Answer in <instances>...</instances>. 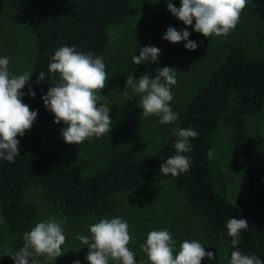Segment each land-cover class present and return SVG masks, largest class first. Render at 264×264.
<instances>
[{
  "label": "trees",
  "instance_id": "obj_1",
  "mask_svg": "<svg viewBox=\"0 0 264 264\" xmlns=\"http://www.w3.org/2000/svg\"><path fill=\"white\" fill-rule=\"evenodd\" d=\"M167 2L170 0H0L1 14L5 12L21 22L28 39L23 73L33 76L22 89V100L37 112V118L51 113L42 96L59 82V74L50 73L48 65L55 51L63 46L103 57L104 63L117 66L115 75H144L149 70L154 79L158 68L166 66L178 72L170 102L178 119L160 124V117L150 115L145 118L148 124L126 135V141L104 138L98 148V163L91 171H85L80 161L69 162L44 151L36 133L18 137L20 156L15 162L0 160V243L6 236L11 247L9 253H0V264H15L10 256L23 247V235L36 219L38 204L69 223L123 218L132 236L128 247L135 253L136 264H148L141 245L153 226L166 228V218L157 220L155 205L134 201L157 181L173 186L180 210L185 212L184 218L179 216L169 226L177 252L184 240H198L206 252L214 253V259L205 257L201 264H218L217 254L207 243L221 242L226 249V264L237 248L246 255L254 254L264 264V143L255 144L247 133V125L259 120L264 141V0H254L245 8L233 37L208 38L200 44L203 38L194 31L193 21L186 30L189 40L199 45L195 51L186 50V41L172 44L163 40L157 29L154 34L151 31L142 46L151 44L161 50L157 62L132 64L122 49L132 47L135 54L132 42L123 47L118 44L122 48L109 53L114 26L125 24L141 10L155 13L167 9ZM171 2L180 7V0ZM172 19L178 31L185 30L183 22L174 16ZM127 36L133 38V34ZM40 72L45 77L37 84ZM30 88L35 98L29 97ZM221 121L229 128L232 150L244 157L250 155L243 181L244 206L231 203L213 184L208 151L213 149L211 134ZM189 127L198 132L196 138L190 139L192 150L181 153L191 157L190 170L178 177L161 174V164L177 154L173 130ZM229 218L246 219L249 224L246 231H241L240 243L235 247L227 234Z\"/></svg>",
  "mask_w": 264,
  "mask_h": 264
},
{
  "label": "clouds",
  "instance_id": "obj_2",
  "mask_svg": "<svg viewBox=\"0 0 264 264\" xmlns=\"http://www.w3.org/2000/svg\"><path fill=\"white\" fill-rule=\"evenodd\" d=\"M249 0H180L177 8L167 2V10L186 26L177 31L169 27L163 40L172 44L186 41L185 48L195 51L198 43L189 40L187 26L195 21L194 31L208 39L211 36L227 37L240 23L243 10ZM203 41L200 42L202 44ZM161 50L148 45L139 50V56L132 57V64L145 62L155 63ZM9 58H0V160L15 162L20 156V141L26 131L30 130L37 118V112L25 104L22 89L33 76L29 72L13 75L9 72ZM49 72L59 74V82L50 87L42 96L45 108L54 117V123H64L61 130L65 143L82 144L93 137L101 138L112 130V120L107 106V99L101 91L107 87L108 75L103 57L92 52H77L74 47L63 46L55 51L48 65ZM177 71L173 68H158L153 79L151 74H144L138 80L133 73H128L126 89L131 87L140 98L138 107L143 109V117L150 115L160 117V124H171L178 119V114L170 107L173 99L171 87L177 83ZM37 84L44 81L45 73L40 72ZM30 98H35V91L29 89ZM177 137L173 145L176 155L165 160L160 166V173L178 177L190 170L191 157L182 155L192 150L190 139L198 136L191 127L174 129ZM212 151H208L211 158ZM65 220L55 217L41 221L23 235V247L10 257L15 264H40L39 257L52 261L64 255L62 246L66 243V235L62 224ZM249 228L246 219L229 218L226 221L227 234L232 238L235 247L240 243L241 231ZM90 238L77 235L76 239L89 249L86 260L88 264H136L135 253L128 245L132 241L129 226L121 217L101 219L89 228ZM176 241L167 229L152 230L147 234L141 249L147 255L148 264H201L207 257L214 259V253L205 251L198 240H184L176 251ZM74 264H80L79 260ZM229 264H262L253 255H246L238 248L231 252Z\"/></svg>",
  "mask_w": 264,
  "mask_h": 264
},
{
  "label": "rangeland",
  "instance_id": "obj_3",
  "mask_svg": "<svg viewBox=\"0 0 264 264\" xmlns=\"http://www.w3.org/2000/svg\"><path fill=\"white\" fill-rule=\"evenodd\" d=\"M253 1L249 0L246 7L253 4ZM257 1L259 2V0ZM137 3L140 4V1H137ZM244 11L245 9L242 14H244ZM5 14V12H3V14L0 12V58H9L10 63L8 70L11 74L18 76L23 73L26 67L28 55L25 51V46L28 44V39L22 23L16 18H11L8 14ZM172 16L173 15L165 7L155 11V13L141 10L136 17H133L125 24L114 26L111 29L110 45L112 47L109 49V53L114 50H120L118 48H122L123 45L128 43L131 44L132 42L136 47L135 54L132 47L122 48L125 54L127 52L132 60L134 55H138L146 39L148 40V38H150L151 31H153L154 34L158 29L159 31L157 32L162 36L166 34L169 27H173L178 31L175 24H172ZM148 26L149 28H147ZM236 31L237 29L232 31L228 36H235L237 34ZM128 34H133V38L131 39L127 36ZM199 35L203 38L201 41L206 39L201 34ZM214 37L216 36H211L209 38L212 39ZM118 44H121L122 47ZM105 65L109 80L107 87L101 91V95L105 96L107 99V106L110 108L109 116L113 122L112 130L109 135L105 134L101 138L93 137L89 140H85L79 145H69L64 142L61 134V130L66 126L63 122L59 125L54 123L55 117L52 113L36 118L32 128L26 131L27 134L36 133L41 137L44 151L57 155L69 162L80 161L85 171H91L96 167L100 157V150H98V148L104 141V138L121 143L128 139L126 135H130L132 131H138L140 126L148 124V120L145 119L146 117L142 116L143 109L138 107V94L134 92L131 87L127 88L126 92H124L127 82L126 73L122 72L120 75H115L113 70H115L117 66L106 64V62ZM146 73H149V70H147ZM141 76H143V74L137 73L133 75V78L138 80ZM262 129L263 125L261 122L259 123V120H252L251 123L247 125V133L255 139L254 142L257 145L264 143V141L261 140ZM229 136V128L222 121L211 134V141L213 144V155L211 157V171L214 177L213 184L216 191L225 196L231 203L244 206L246 195L243 181L245 172L249 166L247 162L250 161V155H248L249 157H244L234 152L229 145ZM177 194V191L170 183L166 181H157L153 184L149 192L138 197L134 202L136 204H142V202H144L148 204L149 207L155 205L154 212L159 215L157 220L164 221L166 218L165 229L172 234L173 232L169 228L170 223H172V225L175 224L179 216L181 219L184 218L183 215L185 213L180 210L179 205L181 204H179ZM30 197L34 199L33 196ZM38 206L36 219L29 231L35 227L38 222L46 221L53 217L62 220L47 208H43L39 204ZM185 217L188 218L187 215ZM94 223H98V221L78 223L66 222L62 224L67 238L66 243L62 246L64 255L58 257L56 261H48L41 256L38 258L40 264H74L76 260H79L80 264H88L86 256L89 249L86 245H83L77 240L76 236L79 234L89 236L90 238L91 234L89 228ZM1 228L0 220V229ZM153 228L154 230L163 229L160 225L153 226L152 230ZM173 236L172 234V237ZM174 240L176 241V239ZM207 247L217 254L218 264H226V249L224 243L208 242ZM10 251V243L5 236L0 243V253L7 254ZM110 264H114V262H110Z\"/></svg>",
  "mask_w": 264,
  "mask_h": 264
}]
</instances>
